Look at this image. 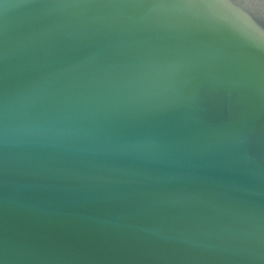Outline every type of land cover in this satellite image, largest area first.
<instances>
[{
    "label": "water",
    "instance_id": "water-1",
    "mask_svg": "<svg viewBox=\"0 0 264 264\" xmlns=\"http://www.w3.org/2000/svg\"><path fill=\"white\" fill-rule=\"evenodd\" d=\"M0 264H264V0H0Z\"/></svg>",
    "mask_w": 264,
    "mask_h": 264
}]
</instances>
